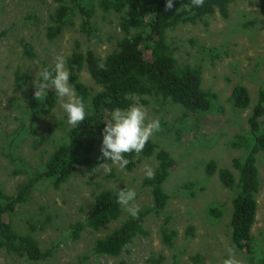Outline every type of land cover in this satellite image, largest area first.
I'll return each instance as SVG.
<instances>
[{
  "label": "rangeland",
  "instance_id": "374dc122",
  "mask_svg": "<svg viewBox=\"0 0 264 264\" xmlns=\"http://www.w3.org/2000/svg\"><path fill=\"white\" fill-rule=\"evenodd\" d=\"M97 0H83L96 5ZM57 2L55 0H0V186L13 193L17 184L27 180L28 174L14 173L16 164L6 156L8 151L21 154L27 170H42L49 153L66 139L67 116L59 105L44 113L37 121L38 134L24 135L9 145L14 129L20 124L25 110L26 92L36 79L43 63L53 64L57 55L66 58L74 51L93 50L100 58L116 46L121 36L120 14L104 13L98 8L92 17V35L80 30L81 15L72 13L62 32L53 39L46 37V28ZM166 40L173 48L177 64L200 65L203 88L217 94L216 103L221 112L183 115V107L168 99L145 96L142 106L147 120L158 118L159 132L150 139L158 148L167 150L175 160L162 183L169 195L160 214L145 217L146 235H137L118 256L98 255L93 252L97 238L118 227L129 216L122 211L116 220L109 221L98 230L84 229L78 238L70 236L71 225L84 219L93 203L94 193L102 188H133L139 209L152 204L150 189L141 183L144 167L155 170V155L141 158L131 170H121L111 159L102 156V140H98L90 154L95 166H81L60 189H54L50 180L38 182L26 202L16 207L3 220L10 222L20 233L31 234L45 249L52 247L53 254L45 261H33L8 253L0 247V264H171L174 257L180 264H222L228 257L230 239L231 199L234 189L225 187L217 172L206 175L205 163L215 160L218 167H227L238 177L232 161L242 158L244 150L230 143L237 134L248 131L247 117L257 101L260 88L264 89V15L258 0H234L226 18L217 12L201 22L179 24L166 31ZM26 48L32 53L27 55ZM215 49L217 56L211 53ZM148 53V51H145ZM67 67V64H66ZM26 71L27 84L18 85L15 71ZM79 79L93 90L94 83L86 68L79 71ZM247 87L250 103L246 109L234 108L229 101L233 84ZM146 120V122H147ZM264 128V115L261 117ZM49 137L34 147L40 136ZM259 189L256 193L257 209L251 227L254 255L264 260V151L256 154ZM217 208L213 218L209 212ZM166 225L175 230L171 247L161 240V228ZM193 226V234L185 228ZM33 227V228H32ZM237 258L246 261L243 252ZM162 256L159 263L149 262L150 257Z\"/></svg>",
  "mask_w": 264,
  "mask_h": 264
},
{
  "label": "trees",
  "instance_id": "16d2710c",
  "mask_svg": "<svg viewBox=\"0 0 264 264\" xmlns=\"http://www.w3.org/2000/svg\"><path fill=\"white\" fill-rule=\"evenodd\" d=\"M57 6L50 15L51 24L46 28L49 39L59 35L69 21L72 13L81 15L80 30L88 37L92 35L91 21L96 8L104 13L111 11L119 13L120 38L116 46L108 52L103 63L106 70L97 67L100 58L93 50L84 52L74 50L67 58V69L70 73V83L77 94L85 102L86 117L79 125L66 130V139L61 141L49 153L42 170L28 171L24 157L21 154L8 151L6 156L17 165L14 173H27V180L17 184L13 193H6L0 186V247L6 252L26 257L33 261H45L53 254V248H41L38 241L29 233L16 231L10 222L3 220L16 207L29 198L31 191L38 182L50 180L54 189H60L81 166L94 167L95 162L90 154L98 140H103L105 119H111L110 113L115 108L126 109L132 104L143 105L147 102L145 96L168 99L183 107V115L221 112V106L216 103L217 94L202 87V67L200 65H178L173 54L172 46L166 40V31L179 24H208V17L217 12L226 18L229 5L234 0H204L202 7L193 6L191 0H173L172 9L165 10L166 0H97L96 5L83 0H55ZM258 7L264 15V0H258ZM178 9V10H177ZM6 31H0V40ZM145 51H148L145 52ZM26 53L32 56L29 49ZM211 53L218 54L211 48ZM53 64L43 63L41 68L51 67ZM98 90L85 84L79 79V71L83 68ZM40 68V69H41ZM15 81L18 85L27 84L29 75L26 71H15ZM34 82L29 84L26 92L25 110L22 112L20 124L14 129L9 140L11 146L17 138L24 135H37V121L44 113H49L57 104L58 97L54 88L46 92L43 102L34 98ZM229 101L234 108L243 110L249 106L250 94L247 87L240 83L232 85ZM264 115V89L260 88L257 101L247 117L248 131L237 134L231 145L244 150L242 158H235L232 166L238 171V177L230 168L218 167L213 159L204 166L206 175L217 172L220 182L229 189H234L231 199L230 239L228 247L235 246L236 252L246 255L244 264H264L257 261L254 255L251 227L255 222L257 201L256 193L259 189L256 154L264 151V128L261 117ZM50 135L40 136L34 140V147L44 142ZM155 155L157 166L154 179L142 178L141 183L150 189L152 204L140 208L139 218L130 215L118 227L95 240L93 252L98 255L118 256L137 235H146L143 222L148 214H160L165 208L169 195L163 190L162 183L169 174V168L175 165L170 153L158 148L151 139L146 143L143 151L125 154L130 163L124 168L131 170L143 157ZM116 188H102L94 193L93 203L84 219L71 225L70 236L78 238L80 233L89 228L98 230L109 221L116 220L121 214V205L116 202ZM210 215H219L217 208L209 209ZM33 228V227H32ZM186 235L193 234V226L185 228ZM176 235L166 225L161 228V240L171 247ZM162 256L150 257L149 262L159 263ZM123 264V262H121ZM171 264H180L176 257Z\"/></svg>",
  "mask_w": 264,
  "mask_h": 264
},
{
  "label": "clouds",
  "instance_id": "9594fccd",
  "mask_svg": "<svg viewBox=\"0 0 264 264\" xmlns=\"http://www.w3.org/2000/svg\"><path fill=\"white\" fill-rule=\"evenodd\" d=\"M193 6L202 7L204 0H191ZM173 0H166L165 10L172 9ZM178 10V9H177ZM97 67L106 70L103 58ZM34 98L40 102L45 101L46 92L51 87L55 89L59 105L67 116V124L71 127L79 125L87 115L85 102L80 97L75 87L70 83V73L66 67V57L62 54L55 57L51 67L39 69L34 81ZM111 119H105L101 153L106 159H111L112 165L123 170L130 163L125 154L136 153L139 155L148 140L161 129L158 118L147 120V112L138 103L126 109L115 108L110 113ZM147 120V122H146ZM155 173L150 166L144 167V177L154 179ZM117 204L123 206L133 219L139 218V205L136 204V191L133 188L117 190ZM228 257L222 264H244L237 258L235 246L227 249Z\"/></svg>",
  "mask_w": 264,
  "mask_h": 264
}]
</instances>
